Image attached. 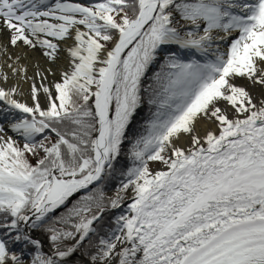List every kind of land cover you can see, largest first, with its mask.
Listing matches in <instances>:
<instances>
[{
  "label": "snow or ice",
  "instance_id": "6c2138e0",
  "mask_svg": "<svg viewBox=\"0 0 264 264\" xmlns=\"http://www.w3.org/2000/svg\"><path fill=\"white\" fill-rule=\"evenodd\" d=\"M0 264H264V0H0Z\"/></svg>",
  "mask_w": 264,
  "mask_h": 264
},
{
  "label": "trees",
  "instance_id": "16d2710c",
  "mask_svg": "<svg viewBox=\"0 0 264 264\" xmlns=\"http://www.w3.org/2000/svg\"><path fill=\"white\" fill-rule=\"evenodd\" d=\"M147 116H148V110H147V107L145 106V108L141 111L140 116L137 119L138 120L146 119ZM138 126L139 125H134L133 126V130H135V128H137ZM127 149H128V145L125 144V148H124L125 152H127ZM32 162H35V161L33 160ZM127 163H128L127 158L125 156H122L120 164L121 165H127ZM118 167H119V165H118ZM114 186H115V182H112V183H109V184L106 185V187H105L106 196H112L113 195ZM108 193H110V195H108ZM117 213H118V211H117Z\"/></svg>",
  "mask_w": 264,
  "mask_h": 264
},
{
  "label": "bare ground",
  "instance_id": "6f19581e",
  "mask_svg": "<svg viewBox=\"0 0 264 264\" xmlns=\"http://www.w3.org/2000/svg\"><path fill=\"white\" fill-rule=\"evenodd\" d=\"M19 99H22V100H24V101H26L28 103H31L30 99L26 95L24 97H19ZM41 102H42V105H43V103H44L43 98H42V101ZM198 128H199L200 134L203 135V133L205 131L203 125L198 126ZM9 134H11V133H9ZM181 143L183 144L185 142L182 141ZM150 167L153 169V171H155L159 167V165L158 164H152Z\"/></svg>",
  "mask_w": 264,
  "mask_h": 264
},
{
  "label": "rangeland",
  "instance_id": "374dc122",
  "mask_svg": "<svg viewBox=\"0 0 264 264\" xmlns=\"http://www.w3.org/2000/svg\"><path fill=\"white\" fill-rule=\"evenodd\" d=\"M33 163H35V162H33ZM152 164H150V166H151ZM108 195H110V193H108ZM126 203H127V201H126ZM123 209H118L117 211L119 212V211H122Z\"/></svg>",
  "mask_w": 264,
  "mask_h": 264
}]
</instances>
